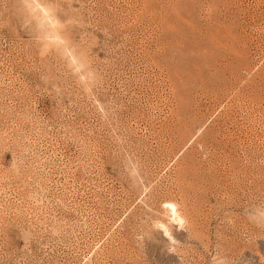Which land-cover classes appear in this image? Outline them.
I'll use <instances>...</instances> for the list:
<instances>
[{"label":"rangeland","instance_id":"obj_1","mask_svg":"<svg viewBox=\"0 0 264 264\" xmlns=\"http://www.w3.org/2000/svg\"><path fill=\"white\" fill-rule=\"evenodd\" d=\"M0 264H264V0H0Z\"/></svg>","mask_w":264,"mask_h":264},{"label":"bare ground","instance_id":"obj_2","mask_svg":"<svg viewBox=\"0 0 264 264\" xmlns=\"http://www.w3.org/2000/svg\"><path fill=\"white\" fill-rule=\"evenodd\" d=\"M170 208H171L172 213H173L177 218H179L178 215H177V213H176V210H175L173 207H171V206H170ZM178 221H179V220H178Z\"/></svg>","mask_w":264,"mask_h":264}]
</instances>
